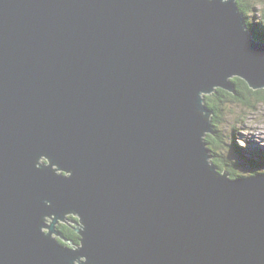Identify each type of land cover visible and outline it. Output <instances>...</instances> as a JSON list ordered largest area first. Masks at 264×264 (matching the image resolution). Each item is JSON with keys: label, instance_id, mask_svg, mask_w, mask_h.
<instances>
[{"label": "water", "instance_id": "water-1", "mask_svg": "<svg viewBox=\"0 0 264 264\" xmlns=\"http://www.w3.org/2000/svg\"><path fill=\"white\" fill-rule=\"evenodd\" d=\"M233 77L264 88L236 0H0V264H264V172L205 141Z\"/></svg>", "mask_w": 264, "mask_h": 264}, {"label": "rangeland", "instance_id": "rangeland-1", "mask_svg": "<svg viewBox=\"0 0 264 264\" xmlns=\"http://www.w3.org/2000/svg\"><path fill=\"white\" fill-rule=\"evenodd\" d=\"M261 5L262 3L256 5V11L252 12L251 15L249 14L248 19L257 21L262 17L260 12ZM262 89L264 95V88ZM213 93L214 91L210 94L212 95ZM240 99L242 98L240 97ZM221 100L217 105L218 111L221 109V113L219 111L217 114L214 128L219 132L222 142L216 151L218 154L214 158H219L222 155L230 168L234 167L235 172L244 176L255 172H264V163H259L258 159V152L264 150V99L261 101L251 97L249 100L250 105H246L239 101H234L235 99L226 93L224 97H221ZM70 216L75 219H71ZM46 218L48 219L47 223L52 221L51 217ZM67 218H70L67 223L70 222L72 227H75L77 222L80 224L76 214H68ZM63 223V220H59L55 225L56 233H59L62 237L64 236L59 225ZM43 230L48 232V228ZM59 235H55V237L60 242L65 243ZM70 247L73 248V246ZM75 264L79 263L76 262Z\"/></svg>", "mask_w": 264, "mask_h": 264}, {"label": "trees", "instance_id": "trees-1", "mask_svg": "<svg viewBox=\"0 0 264 264\" xmlns=\"http://www.w3.org/2000/svg\"><path fill=\"white\" fill-rule=\"evenodd\" d=\"M237 5L239 7V10L241 12H243L244 17H245V21H246V25L248 27V29L253 33V36L259 40V41H263L264 42V1H258V0H236ZM258 3H262L260 8V12H261V18L259 20H255L253 21L252 19H248V15L252 12H255V7ZM232 83L234 84V88H235V93H232L228 91H225L224 89L221 88H216V90L214 91V93L211 95H205L204 96V102L205 104L210 108V110H212V116H211V122H212V129H213V133H209L205 135V141H206V145L209 149V152L211 154V162L212 164L216 167V169L219 172H224L227 171L231 177H239V176H244L240 173L235 172L234 167H231L226 163V160L224 159V157L221 155H219V158H214L218 152H216L219 147L221 146V138L219 135V132L215 130L214 126L217 121V114L220 111L221 113V109L218 111L219 108H217L218 102H221V97H224L225 94L227 93V95H229L230 97H232L233 99H235L234 101L236 102H240L246 105H250V98H256V100H263L264 99V95H263V89H257V90H253L251 89L247 83L242 80L239 77H233L231 79ZM242 98L239 100V98ZM252 106V105H251ZM235 145V144H234ZM233 145V146H234ZM258 159H259V163L263 162L264 163V150H260L258 152ZM257 173V172H255ZM71 219H75L72 216H70ZM70 218H67L66 222H64L63 224L59 225V228L61 229L62 235L64 237H67L68 239H70L71 241H73V243L75 244H79V234L75 231L74 227H72V224L69 222L67 223V221H69ZM77 219V218H76Z\"/></svg>", "mask_w": 264, "mask_h": 264}]
</instances>
